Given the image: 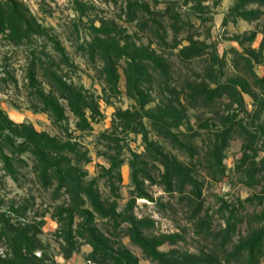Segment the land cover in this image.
I'll return each instance as SVG.
<instances>
[{
    "label": "rangeland",
    "instance_id": "374dc122",
    "mask_svg": "<svg viewBox=\"0 0 264 264\" xmlns=\"http://www.w3.org/2000/svg\"><path fill=\"white\" fill-rule=\"evenodd\" d=\"M187 1L0 0V264H248L249 255H233V248L227 249L231 243L224 245L220 235L225 227L223 202L243 200L259 189L239 182L235 167L243 138L230 139L222 160L225 176L213 180L205 171V154L190 159L158 136L150 121L139 117V102L132 94L138 87L144 95H155L150 90L154 86L139 75V63L130 71L129 63L135 62L129 56L142 52L138 47L148 46L167 58L176 69L175 85L192 69L202 73L203 64L180 52L188 44L187 26L176 35L169 28L170 20L162 17L167 36L158 45L154 37L137 29L127 5L146 4L156 13L165 5L184 9ZM190 1L199 15L192 17L194 37L206 39L208 53L215 51L222 63H217L224 73L222 82L244 79L248 92H242V98L252 112L253 103H264V0ZM137 15H143L140 20L158 18L140 11ZM53 74L92 98L94 106L81 126L58 95L59 118L32 106L39 92L50 91ZM187 115L188 125L179 129L190 132L210 117L205 109L190 106ZM260 116L264 121V110ZM128 120L130 126L124 127ZM137 121L143 123L156 151L148 150L144 135L134 130ZM32 131L70 151L61 156L71 159L87 182L98 185L106 214L115 201L117 212L131 207L137 225L110 216L96 217L97 225H82L91 212L82 207L85 216L76 218L71 234H66L69 227L60 219L67 217L71 202L58 182L43 184L37 177V164L28 150ZM199 139L196 143L202 147ZM161 152L189 165L196 163L191 166L196 190L185 172L166 171L152 159ZM113 156L122 161L118 182L103 170ZM131 161L140 177L139 187L133 184ZM138 189L143 194L134 197ZM244 206V212L261 208ZM22 227L26 231L19 233ZM236 227L233 241L257 226ZM260 252L264 264V244Z\"/></svg>",
    "mask_w": 264,
    "mask_h": 264
},
{
    "label": "trees",
    "instance_id": "16d2710c",
    "mask_svg": "<svg viewBox=\"0 0 264 264\" xmlns=\"http://www.w3.org/2000/svg\"><path fill=\"white\" fill-rule=\"evenodd\" d=\"M191 2L189 0L184 3V9L179 7L175 9L173 6L165 5L162 10L156 13H151L146 4L127 5V14L132 20H137V29L150 38L154 37L158 45L163 43L167 36L166 24L162 17L165 16L170 20L169 28L176 35L180 34L187 26L185 40L188 44L180 52L182 54L186 52L188 60H192V62L199 60L203 64L202 73L192 69L186 76H183L181 84L175 85L172 74L176 73V69L168 63L167 58L148 46L138 47V50L142 52L137 55L133 51L134 55L129 56L135 62L134 64L129 63L130 71L136 70L135 64L136 62L139 63L137 68L140 70L139 75L144 76L145 79H142L144 82L154 86L150 90H154L155 95L145 94L148 97L144 98L145 95L140 89L133 87L132 94L139 102L141 115L139 112L136 113L137 116H141V119L146 118L150 121L149 123L158 136L168 139L173 148L186 154L190 159L199 157L201 152L205 154V162L207 163L205 171L213 180H219L225 176L222 160L224 150L229 145L230 139L236 135L243 138L242 154L235 167L239 174V182L248 187H258L259 189L257 193L243 200L236 198L232 202H223L225 227L221 229L220 235L224 245L231 243L227 249L232 247L233 255H241L246 252L249 255L248 264H261L260 246L264 244V121L261 120L260 115L264 110V103L262 101L257 105L253 103L254 109L249 112L242 98V92H248L244 79L221 81L224 73L217 65L221 62L216 57L215 51L208 53L206 51L208 47L206 39L195 38L191 31L195 26L192 17L199 18L198 13H195L197 7ZM139 11L147 16L158 14V18L140 20L143 15L139 18L137 15ZM127 38L126 36L125 39ZM206 55L208 58H205ZM248 64L250 66V62ZM150 70L152 74H150ZM49 78L50 91L47 94L39 92L32 106L47 111L52 118H59L62 116V107L58 104L56 98L58 95L59 99L67 102V106L78 118L77 124L81 126L82 122H86L85 113L94 106L92 98L85 95L82 89L62 81L54 74ZM249 94L255 99L253 93ZM223 97L229 101L225 102ZM149 104L150 106L147 107ZM187 105L195 110L205 109L210 114V117H205L203 121L198 120L202 123L195 132L179 129L182 124L188 125ZM119 118L123 119V117ZM129 122V120L126 121L124 127L128 126ZM134 126V130H139L138 132L144 135L147 149L156 151L153 142L147 139V132L143 123L137 121ZM199 133H204L207 137L203 138L204 135L200 137ZM198 137L199 140L202 138L201 142H204L202 147L196 143ZM29 141L28 150L35 158L39 180L43 184L52 183V181L58 182L59 188L63 187L69 196L71 206L65 211L67 217L60 219L65 221L64 224L69 227L66 234H71V225L74 224L76 218L85 216L86 209L82 210V207L91 209L88 217L85 216L82 225H97L96 217L105 216L113 217L120 222H127L129 225H137L131 207L122 213L117 212V203L113 201L110 204L109 212L105 213L102 204L104 197L98 185L94 186V182H87L84 179V173L74 167L70 162L71 159L61 156L70 152L67 151V148L54 145L53 139L34 131H32V137ZM260 151L262 155H259ZM152 159L162 164L166 171L172 170L178 174L185 172L196 190L197 179L191 176L193 173L191 166L193 163L196 164L195 162H191L189 165L175 156L162 152L153 155ZM121 162L118 157L113 156L110 159L109 168L103 169L104 174L109 179L114 180L115 178V182L120 181L118 168ZM134 165V162L131 161V166L134 168L132 180L133 184L139 187L140 181L138 179L140 177ZM108 186L116 189L112 185ZM142 194L139 190L134 197ZM195 194L199 195V193ZM105 201L107 200L105 199ZM245 203L254 206L260 205L261 208L258 211L244 212ZM242 223L257 227L251 231L247 230L244 236L239 235L238 240L233 241L237 231L236 225ZM25 231L26 227H22L19 233ZM26 248H31V246L26 244ZM125 262H129V260L127 259Z\"/></svg>",
    "mask_w": 264,
    "mask_h": 264
}]
</instances>
